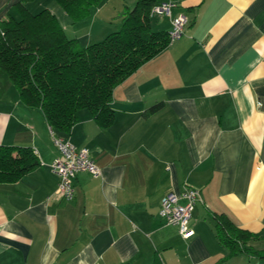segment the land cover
<instances>
[{
	"label": "crops",
	"instance_id": "0c3cea01",
	"mask_svg": "<svg viewBox=\"0 0 264 264\" xmlns=\"http://www.w3.org/2000/svg\"><path fill=\"white\" fill-rule=\"evenodd\" d=\"M16 1L0 0V21ZM170 1L173 16L188 17L184 31L114 88L112 122L82 109L68 131H54L101 169L77 173L70 200L53 197L51 128L0 69V145L29 147L38 159L0 183V264H255L244 248L264 249V239L231 246L215 225L264 229V0ZM135 3L105 0L76 22L59 4L46 8L86 46ZM150 25L168 32L171 21ZM185 186L200 192L188 239L159 215L164 195Z\"/></svg>",
	"mask_w": 264,
	"mask_h": 264
},
{
	"label": "trees",
	"instance_id": "16d2710c",
	"mask_svg": "<svg viewBox=\"0 0 264 264\" xmlns=\"http://www.w3.org/2000/svg\"><path fill=\"white\" fill-rule=\"evenodd\" d=\"M35 1L17 0L0 21V69L21 101L41 110L53 132L68 131L82 109L99 125L108 126L113 120L114 88L170 44L167 31H154L150 25L154 17L150 9L162 0H136L132 8L125 9L116 30L86 46L68 37L48 8L31 12L27 6ZM55 1L76 22L105 0ZM162 105L150 106L145 115ZM37 164L31 148L0 145V183L16 181ZM215 227L219 239L231 246L237 241L264 239V229L250 233L223 218ZM244 251L264 258V249Z\"/></svg>",
	"mask_w": 264,
	"mask_h": 264
},
{
	"label": "built area",
	"instance_id": "2783aa9c",
	"mask_svg": "<svg viewBox=\"0 0 264 264\" xmlns=\"http://www.w3.org/2000/svg\"><path fill=\"white\" fill-rule=\"evenodd\" d=\"M173 7L172 1L162 0L152 5L150 9V16L170 18L171 28L168 31L170 44L182 35L188 21L184 13L173 16ZM50 132L57 148L56 157L48 164L50 170L58 177L53 197L70 200L75 196L73 180L76 174L88 172L93 177H97L101 174V169L95 164L86 147H78L68 139L55 135L52 129ZM198 201H200V192L197 188L185 186L179 193L168 191L161 199L159 215L166 224L177 226L182 238L188 239L194 234L190 220Z\"/></svg>",
	"mask_w": 264,
	"mask_h": 264
},
{
	"label": "rangeland",
	"instance_id": "374dc122",
	"mask_svg": "<svg viewBox=\"0 0 264 264\" xmlns=\"http://www.w3.org/2000/svg\"><path fill=\"white\" fill-rule=\"evenodd\" d=\"M52 4L58 5L55 0H36L33 3H29L27 7L29 8L31 12H37L39 9L52 5ZM247 259H249V261L251 262H255V264H264V258H260L257 256H249V258Z\"/></svg>",
	"mask_w": 264,
	"mask_h": 264
}]
</instances>
